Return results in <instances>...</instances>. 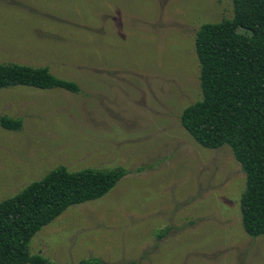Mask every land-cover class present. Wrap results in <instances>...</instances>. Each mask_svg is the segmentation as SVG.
<instances>
[{"label": "rangeland", "instance_id": "374dc122", "mask_svg": "<svg viewBox=\"0 0 264 264\" xmlns=\"http://www.w3.org/2000/svg\"><path fill=\"white\" fill-rule=\"evenodd\" d=\"M233 0H0V63L49 67L81 86L0 89V202L64 165L122 168L104 196L69 207L31 253L81 264H264L243 226L246 172L230 145L184 128L202 99L197 30Z\"/></svg>", "mask_w": 264, "mask_h": 264}, {"label": "trees", "instance_id": "16d2710c", "mask_svg": "<svg viewBox=\"0 0 264 264\" xmlns=\"http://www.w3.org/2000/svg\"><path fill=\"white\" fill-rule=\"evenodd\" d=\"M234 16L207 22L196 33L202 99L187 106L181 121L202 146L230 145L246 172L241 195L245 231L264 234V0H233ZM81 86L58 77L49 67L0 63V89ZM0 124L18 130L22 119L0 116ZM122 168L69 171L61 165L21 192L0 202V264H64L31 253V238L69 207L107 194L126 175ZM92 257L81 264H102Z\"/></svg>", "mask_w": 264, "mask_h": 264}]
</instances>
